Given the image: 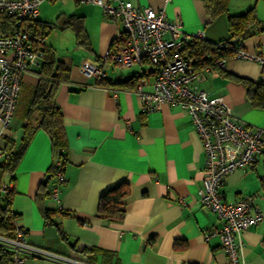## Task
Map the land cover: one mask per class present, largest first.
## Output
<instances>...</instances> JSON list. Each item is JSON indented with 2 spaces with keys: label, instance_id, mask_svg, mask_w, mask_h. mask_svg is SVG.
<instances>
[{
  "label": "crops",
  "instance_id": "1",
  "mask_svg": "<svg viewBox=\"0 0 264 264\" xmlns=\"http://www.w3.org/2000/svg\"><path fill=\"white\" fill-rule=\"evenodd\" d=\"M128 1L138 8L164 6L169 21L180 22L185 33L201 31L208 41L229 36L227 14L210 16L203 0ZM228 1V13L254 8L264 21V0ZM70 16L82 21L88 48L78 43L72 28L64 26ZM36 18L46 25L41 36L44 44L70 73L69 81L61 82L55 94L65 129V180L57 199L47 194L56 183L55 177L46 182L53 153L47 133L38 129L13 180L4 177V191L13 193L11 209L19 213L15 226L26 231V240L32 245L97 264H226L227 254L214 233L221 223L200 202L204 175L201 140L180 106L163 102L157 109L142 110L135 89L141 84L146 91L152 90L154 76L149 65L115 71L113 67L119 64L111 62L108 54L120 21L104 16L98 5L76 0L44 1ZM67 31L73 34L68 35L72 46L58 52L50 38ZM242 48L264 58V31L246 38ZM83 64L103 65L105 83L86 76L80 69ZM40 66L22 74L16 110L7 125L0 120L2 151L7 138L15 139V147L18 144L24 104L38 84ZM201 71L197 88L221 97L249 127L264 128V109L249 102L245 86L236 79L257 80L262 71L259 63L232 57L216 69ZM131 77L137 78L132 88L114 85ZM122 181L130 187L123 218L117 222L101 219L97 214L100 194ZM221 195L229 202L250 199L264 211V152L253 167L229 173ZM43 209L50 211L49 221ZM242 240V264H264V219L244 230ZM25 264L62 263L28 257Z\"/></svg>",
  "mask_w": 264,
  "mask_h": 264
},
{
  "label": "built area",
  "instance_id": "2",
  "mask_svg": "<svg viewBox=\"0 0 264 264\" xmlns=\"http://www.w3.org/2000/svg\"><path fill=\"white\" fill-rule=\"evenodd\" d=\"M44 1L48 0H0V13L13 16L17 25L11 34L0 36V120L4 125L16 110L22 74L41 64L40 50L23 23L38 16ZM76 1L98 5L104 16L120 21L108 54L111 62L122 66L146 63L151 67L152 90L146 91L141 84L135 89L142 99V110L157 109L165 102L180 106L189 114L204 152L200 202L214 211L221 223L214 233L227 254L226 264H242V233L261 222L264 211L247 198L235 202L224 200L221 187L232 171L254 166L264 152V128L249 127L233 115L221 97L210 96L197 88L195 82L202 78V69H197L194 60L185 57L182 49L192 37L202 38V32L185 33L180 22L166 18L164 6L138 8L128 0ZM234 57L249 59L264 67V58L243 48ZM218 64L223 65V61ZM80 69L96 83L105 76L103 65L83 64ZM261 78L264 79V73ZM55 165L56 183L50 196L57 199L65 177L63 162L58 160ZM0 245L11 250V264H25L28 257L62 264H97L32 245L26 240V231L20 228H16L14 238L0 235Z\"/></svg>",
  "mask_w": 264,
  "mask_h": 264
},
{
  "label": "trees",
  "instance_id": "3",
  "mask_svg": "<svg viewBox=\"0 0 264 264\" xmlns=\"http://www.w3.org/2000/svg\"><path fill=\"white\" fill-rule=\"evenodd\" d=\"M228 0H203L206 12L210 16L225 12L227 14L229 36L223 40L212 42L199 37H192L183 47V55L194 60V66L197 69L209 67L216 69L219 67V61H224L234 57L235 52L242 48V42L249 36L264 31V21H260L256 15L255 9L250 8L238 14L228 13ZM30 29L31 40L38 46L41 56L40 78L38 84L32 91L29 99L25 102V111L23 114L24 124L17 146L15 139L7 138L4 146L3 156L0 161V235L7 238L15 237V218L19 213L11 209L12 191H4V177L13 180V173L23 157L34 133L40 129L47 133L53 153V161L49 168L47 179L54 177L56 172V161L61 160L63 164L66 161V138L61 109L56 103L55 94L61 82H67L70 79L69 70L59 61L53 49L44 44L42 35L46 25L40 24L35 19H28L23 23ZM64 26L72 28L77 36V41L86 48L87 37L83 29L82 21L68 17ZM17 28L13 16L0 13V36L9 35ZM237 40L231 44V40ZM264 73L262 67L261 74ZM134 77L118 80L114 85L119 87L132 88L136 85ZM246 88V94L249 102L257 108L264 109V79L260 77L257 80L246 78H236ZM105 83V76L99 84ZM19 103V102H18ZM44 186L45 187V183ZM130 187L125 181H122L100 194L97 214L101 219L109 221H120L124 214V199L129 195ZM49 195L50 192H47ZM42 213L47 221L50 220V211L43 209ZM12 252L8 248L0 245V264H11Z\"/></svg>",
  "mask_w": 264,
  "mask_h": 264
},
{
  "label": "rangeland",
  "instance_id": "4",
  "mask_svg": "<svg viewBox=\"0 0 264 264\" xmlns=\"http://www.w3.org/2000/svg\"><path fill=\"white\" fill-rule=\"evenodd\" d=\"M68 35H72L71 37H73V34L71 32H64L62 34V36H57V37H51L50 39L53 40L55 46H56V50L58 52L63 51L65 48H70V46H72V44L70 45V42L72 43V40H70V36ZM49 39V40H50ZM72 39V38H71ZM69 45V46H68ZM136 67V66H135ZM115 69L116 72H121V71H127L130 70L128 67L125 66H121V65H116L113 67ZM133 68V67H132Z\"/></svg>",
  "mask_w": 264,
  "mask_h": 264
},
{
  "label": "water",
  "instance_id": "5",
  "mask_svg": "<svg viewBox=\"0 0 264 264\" xmlns=\"http://www.w3.org/2000/svg\"><path fill=\"white\" fill-rule=\"evenodd\" d=\"M236 42H237V40H236V39H235V40H231V41H230V43H231V44H235Z\"/></svg>",
  "mask_w": 264,
  "mask_h": 264
}]
</instances>
